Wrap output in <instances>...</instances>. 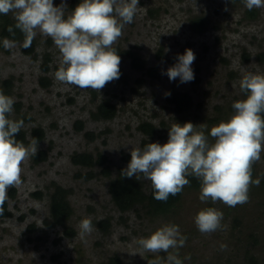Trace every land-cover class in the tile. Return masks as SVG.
<instances>
[{
	"label": "rangeland",
	"instance_id": "obj_1",
	"mask_svg": "<svg viewBox=\"0 0 264 264\" xmlns=\"http://www.w3.org/2000/svg\"><path fill=\"white\" fill-rule=\"evenodd\" d=\"M64 2L67 17L74 8L71 0ZM53 3L58 6L61 0ZM139 6L133 22L125 25L113 46L135 52L146 67L158 66L160 76L151 77L145 70L133 68L131 59L121 54L119 79L99 92L55 79L62 56L53 40L39 29L31 55L22 51V40L6 37L15 42L10 49H0V89L7 90L2 80L12 77L7 95L14 97L15 104L10 118L24 120L21 130L26 146L37 139L32 129L41 127L44 135L37 139L38 150L48 149V154L39 163H33L31 156L23 161L15 197L7 194L11 214L0 218V264H107L112 256H118L120 264H147L155 257L140 248L138 239L170 223L187 237L178 250L183 264H264V151L252 166V177L259 178L260 184L250 185L249 202L236 207L201 202L199 184L196 188L186 185L179 202L164 215H152L141 205L121 212L108 189L109 180L130 161L122 156L141 148L142 139L164 144L173 123H204L207 134L212 126L230 119L232 104L245 99L240 89L242 76L264 74V7L249 11L243 0H139ZM8 15L14 20L12 13ZM201 18L205 24L198 29L196 21ZM185 49L195 53V79L170 81L162 72L174 65L169 59ZM46 54L50 60L45 72L41 65ZM41 76L49 79L48 86L41 84ZM171 88L190 94L193 102L188 110L177 112L167 103L166 93ZM103 100L116 105L115 115L92 119L90 112ZM76 120L83 122L81 130L74 128ZM142 122L154 126L151 137L138 128ZM86 131L94 132L95 138H87ZM76 151L104 154L110 176L100 172V165H74L70 157ZM89 169L95 173L89 180L76 175ZM140 181L148 192L151 181L142 175ZM52 182L70 190L67 199L73 213L67 225L74 229L73 236L64 235L61 226L44 224L49 218ZM37 191L41 194L34 195ZM206 207L223 212L226 231H198L194 217ZM84 218L92 221L93 231L81 238L79 225ZM103 218L110 219L107 232L97 227ZM30 223L35 228L28 232ZM221 244L227 247L221 249ZM251 256L255 262H250Z\"/></svg>",
	"mask_w": 264,
	"mask_h": 264
},
{
	"label": "clouds",
	"instance_id": "obj_2",
	"mask_svg": "<svg viewBox=\"0 0 264 264\" xmlns=\"http://www.w3.org/2000/svg\"><path fill=\"white\" fill-rule=\"evenodd\" d=\"M243 2L249 11L264 7V0ZM67 7L64 0L58 6H54L53 0H0V14L12 13L15 20L14 27L10 25L7 31L14 36V28L19 29L25 37L24 48L31 46L37 29L53 40L62 56L55 72L57 81L99 92L120 77L121 57L113 44L125 25L133 22L141 8L139 0H81L65 17ZM2 43L10 49L15 42L4 38ZM195 59L194 51L185 49L162 74L170 81H194ZM240 89L247 94L246 98L232 104L234 114L228 121L212 126L207 134L208 126L204 123H173L166 143H147L130 151L131 159L121 176L140 180L142 175L151 181L154 199L158 201L166 202L170 195L182 192L190 184L186 177L194 176L200 181L201 202H221L228 207L249 202L250 185L260 184L259 178L252 177V166L264 151V74H244ZM14 104V97L0 89V214L8 190L21 183L22 162L38 153L37 139L26 146L16 138L24 120L10 118ZM223 218L221 210L206 207L198 211L194 223L200 233L212 234L227 230ZM79 227L81 238L93 231L89 218L82 219ZM186 240L179 227L170 223L146 238H139L137 243L155 257L147 264H183L178 250ZM220 247L225 249L227 245Z\"/></svg>",
	"mask_w": 264,
	"mask_h": 264
},
{
	"label": "trees",
	"instance_id": "obj_3",
	"mask_svg": "<svg viewBox=\"0 0 264 264\" xmlns=\"http://www.w3.org/2000/svg\"><path fill=\"white\" fill-rule=\"evenodd\" d=\"M81 0H71L70 6L75 8ZM198 29L204 27L205 21L204 19H197L196 21ZM15 25V21L9 15L0 14V49L3 48L2 40L6 37L14 39V40H22L24 41L25 37L20 32L19 29H15V35H11L7 28L9 26ZM23 45V43H22ZM35 48V39L32 41V44L28 48H24L21 46V49L26 54H33ZM113 48L116 49L118 55L125 54L131 59V66L138 70H145V72L151 77H159L160 76V68L158 66L146 67L145 61L135 52L131 50H123L119 46L114 45ZM264 56V54H262ZM176 56H172L169 61L172 63H176ZM248 58V56H245ZM50 58L49 55H45L41 68L43 71H48V62ZM40 82L43 86L49 85V79L45 76L40 77ZM2 84L7 87V90L4 93L8 94V88H10L12 84V77L6 78L2 80ZM170 92V95H166L165 100L167 103L173 105V108L177 112H184L188 110L192 106V98L189 93L177 90L175 88H171L167 93ZM244 97L246 98V93H244ZM18 107V104H16ZM116 113V105L109 100H103L99 104H97L95 110L90 112V117L94 120L98 119H111ZM83 122L81 120H76L74 123V128L76 130L82 129ZM140 130L146 133L149 137H151L154 133V126L150 122H142L138 126ZM32 136L37 139H40L44 135V130L41 127H36L32 129ZM84 135L89 138L90 140L94 139L96 134L92 131L84 132ZM17 140L23 142L24 144L27 142L25 138L24 131L20 130L17 135ZM148 139H142L141 141V148H143L147 143H152ZM48 149H39L37 155L31 156L33 163H39L47 159ZM122 158L126 160H130L131 156L123 155ZM71 162L74 165H80L87 168H92L95 165H100L102 168L100 172L105 176H110L111 170L109 165H106L107 157L102 153H97L94 155L88 151H81V152H73L71 154ZM122 169L117 171V174L109 180V193L111 195V199L116 206V208L121 211L125 212L129 209L134 208L136 205H141L146 207L147 212L152 215H164L171 211V209L179 202L182 192L175 196H169L168 200L165 201H158L154 199L153 192L154 189L151 186L150 190L146 192L143 189L142 182L137 180L135 177L129 179L126 177L121 176ZM78 177H82L86 180L91 179L95 176V173L89 169V171L81 174L76 173ZM189 179L190 184L187 186L190 187H198L200 181L195 178L194 176L186 177ZM52 191L49 194V218L44 220V224L48 227L54 226H61L63 228L64 235L66 236H73L75 234L74 229H72L69 225H67V220L73 213V209L71 204L69 203L67 196L70 192L69 189L57 184L56 182H52ZM16 188L13 186L8 190V196L11 198L15 197ZM34 195H40V191L33 193ZM11 212L8 210L7 199L3 204V213L0 214V218L9 216ZM97 227L100 228L102 231L107 232L110 227V219L103 218L97 221ZM35 225L30 223L27 225V231H33ZM250 262H255L253 257L249 258ZM107 264H120V259L118 256H112L109 258Z\"/></svg>",
	"mask_w": 264,
	"mask_h": 264
}]
</instances>
